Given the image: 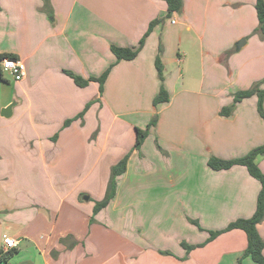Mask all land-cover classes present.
Masks as SVG:
<instances>
[{
	"label": "crops",
	"instance_id": "0c3cea01",
	"mask_svg": "<svg viewBox=\"0 0 264 264\" xmlns=\"http://www.w3.org/2000/svg\"><path fill=\"white\" fill-rule=\"evenodd\" d=\"M166 14L164 0H0V55L26 68L19 81L0 77V245L4 234L18 240L0 264H253L237 261L247 243L239 228L188 255L180 241L203 243L256 208L260 182L245 166L207 162L264 143L256 95L220 114L264 76L255 0H182ZM142 38L134 58L116 61L111 45ZM110 66L101 91L64 72L87 79ZM161 84L169 100L154 106ZM154 116L135 148V128ZM127 153L114 197L93 215ZM255 162L264 173V155ZM257 230L264 238V220Z\"/></svg>",
	"mask_w": 264,
	"mask_h": 264
},
{
	"label": "trees",
	"instance_id": "16d2710c",
	"mask_svg": "<svg viewBox=\"0 0 264 264\" xmlns=\"http://www.w3.org/2000/svg\"><path fill=\"white\" fill-rule=\"evenodd\" d=\"M167 4V16H170L172 12H180L182 9V0H164ZM47 2V0H45ZM255 10L258 19V25L256 27V31L260 34H264V0H255ZM158 20H154L150 23L149 29L146 34L149 32L151 27ZM145 34V35H146ZM143 44V38L140 40L138 46L133 47H121L116 45H111V51L114 54L116 61L125 59L129 60L134 58L138 51L140 50ZM9 56L15 58L14 55L11 54H1V57ZM157 76L162 81L163 80V72L160 61L156 58L155 61ZM111 66L108 67L101 75L95 77L90 76L87 79L82 78L81 76L69 71L65 70L64 72L68 74L76 83V85L82 87L85 86L90 80L97 81L99 84V90L101 91L103 88V83L108 75ZM0 77L2 78V73L0 71ZM3 79V78H2ZM251 95L257 96V111L259 115L264 119V109H263V99H264V76L259 81L255 82L250 88L239 90L233 93L232 103L228 106H224L220 110V114L229 115L233 112L235 108V104L242 99L249 97ZM169 100V95L163 85H160L158 93L153 98V105L156 106L159 103L167 102ZM91 102H88L84 109L76 116L81 117L85 110L88 108ZM75 118V117H74ZM74 118H69L64 121V126L68 125ZM156 117H152L148 124L144 128L136 127V139H135V148H139L142 144L143 140L148 134V129L151 125L155 123ZM258 155H264V143L254 147L247 154L233 159H220L215 156H210L208 158V165L213 169H227L235 164L243 165L246 167L248 173L257 179L260 182V190L257 195L256 200V208L253 214L249 217H238L233 221L229 222L224 228L218 230H208L209 236L208 238L200 244L193 245L188 244L186 241H180V245L186 250V255H188L189 251L196 246H202L206 242L212 240L219 234L224 231L239 228L242 229L246 234V247L242 252V255L238 258V262L241 261L243 257L248 256L253 264H264V238L259 234L257 230V224L264 220V173L258 167L255 162V158ZM129 153L125 154L121 159H119L115 164H113L110 168L109 178L106 186V191L104 196L96 200L93 206V215L96 214L100 209L104 208L110 200L114 197L116 192V184L118 176H120L126 169V163L128 159ZM93 221V217L91 218ZM191 223L196 225L199 229H202L201 225L195 219H189ZM15 252V248L11 249L7 252L0 251V262L7 261L10 256ZM165 254L173 255L170 251H164Z\"/></svg>",
	"mask_w": 264,
	"mask_h": 264
},
{
	"label": "built area",
	"instance_id": "2783aa9c",
	"mask_svg": "<svg viewBox=\"0 0 264 264\" xmlns=\"http://www.w3.org/2000/svg\"><path fill=\"white\" fill-rule=\"evenodd\" d=\"M175 22L174 19L171 20ZM1 73L8 74L13 80L19 81L24 78L26 73L25 64L21 59L4 56L0 58ZM18 244V240L10 235L4 234L2 236L0 251L7 252L14 249Z\"/></svg>",
	"mask_w": 264,
	"mask_h": 264
},
{
	"label": "water",
	"instance_id": "95a60500",
	"mask_svg": "<svg viewBox=\"0 0 264 264\" xmlns=\"http://www.w3.org/2000/svg\"><path fill=\"white\" fill-rule=\"evenodd\" d=\"M11 108H12V104L8 105L6 108H4V109L2 110V114H3L4 116H9V114H10V112H11ZM84 198L87 199L88 196H87V195H84Z\"/></svg>",
	"mask_w": 264,
	"mask_h": 264
}]
</instances>
